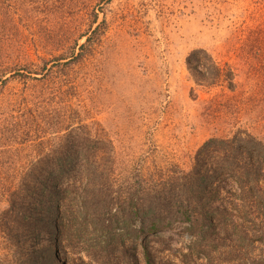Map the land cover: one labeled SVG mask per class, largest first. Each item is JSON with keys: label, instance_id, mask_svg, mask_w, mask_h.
<instances>
[{"label": "rangeland", "instance_id": "obj_1", "mask_svg": "<svg viewBox=\"0 0 264 264\" xmlns=\"http://www.w3.org/2000/svg\"><path fill=\"white\" fill-rule=\"evenodd\" d=\"M263 13L258 0H0V219L21 174L68 126L111 140L127 179L189 172L212 138L264 142V39L250 40ZM199 49L233 84L198 83L187 58ZM184 229L144 237L140 263L146 243L153 264H233ZM52 247L71 258L88 248L69 227Z\"/></svg>", "mask_w": 264, "mask_h": 264}, {"label": "trees", "instance_id": "obj_2", "mask_svg": "<svg viewBox=\"0 0 264 264\" xmlns=\"http://www.w3.org/2000/svg\"><path fill=\"white\" fill-rule=\"evenodd\" d=\"M261 16L262 24L250 30L256 42L264 39ZM187 67L207 87L233 84L231 70L204 49L190 53ZM65 130L9 194L0 219L2 264H11V253L20 264H141L138 243L179 225L199 241L210 239L228 263L264 264L263 141L246 133L212 138L189 172L127 179L117 172L111 140L88 125ZM68 227L88 247L85 257L71 258L68 249L52 247ZM142 255L153 264L146 243Z\"/></svg>", "mask_w": 264, "mask_h": 264}]
</instances>
